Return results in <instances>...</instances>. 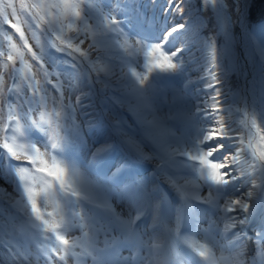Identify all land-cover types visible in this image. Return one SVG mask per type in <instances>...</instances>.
<instances>
[{
  "label": "snow or ice",
  "instance_id": "1",
  "mask_svg": "<svg viewBox=\"0 0 264 264\" xmlns=\"http://www.w3.org/2000/svg\"><path fill=\"white\" fill-rule=\"evenodd\" d=\"M209 2L215 6L217 0H205V3ZM90 8L100 11L99 6L90 0H18V5L17 0H0V36L4 41L0 43V57L4 58L5 69L11 65V73L14 76L13 83L5 91V76L0 74V160L7 161V168L14 172L19 180L27 200L25 210L30 209L40 226L54 234L63 247L64 255L60 256V260L64 261V264H67V257L73 247L65 234L73 226L87 228L94 234L84 253L92 256L93 264H145V261L147 264H156V256L161 248L156 228L161 223H165V231L171 237L178 236L184 223H190L199 231L204 220L209 223L207 231H211L213 226L219 229L221 223L224 225L223 232L218 234L222 238L228 234L227 240L231 245L232 254L227 264H264V225H261L260 231L256 233V254L251 261L245 259L242 242V226L256 215L258 207L264 206V152L257 156L253 151L252 158L249 159L243 138L233 135V127L226 121L216 119L219 112L217 97L221 93L220 89L215 87L219 81L214 71L217 67L214 43L209 45L211 69L208 76L212 82H206L209 92L206 93L203 103L196 106L197 116H204L210 125L206 130L201 129L191 141L184 142L183 147L177 146L169 150L158 142L152 143L153 129L159 118L149 94L151 82L146 85L148 76L140 75L139 86L132 85L125 95L128 97L129 110L135 113L137 123L144 130V139L139 140L129 134L123 121L117 119L111 125L115 139L106 138L95 144L91 153L94 164H104L119 153L120 163L112 171V179L118 181L116 187L119 191L116 194L126 202V211H116L107 195L103 199L95 196L91 182L85 179L67 155L68 141L60 135L61 125L57 122L54 127L52 114L46 117L45 112L40 110V105L33 107L34 98L42 91V87L36 80L34 65L26 59V55L35 62V67L44 69L45 77L51 75L45 67L49 61L70 65L73 70L84 64L96 46L92 43L87 49L81 47L89 36L86 21L89 19L87 9ZM119 8L118 4L116 9L104 16V20L110 23L113 29H119L121 35H129L135 44L140 45V50L145 51L146 71L152 73L158 70L152 81L160 78V72L177 71L182 64L181 57L187 41L179 47L170 46L171 41L172 38L179 37L181 30L187 31L189 25L170 23L160 27L155 35L137 39L140 34L133 36L125 33L123 25L127 21L117 20L112 14ZM169 14L178 15L180 20L187 17L183 4L177 3L176 0H164L161 5V17ZM226 19L221 20L222 28ZM154 20L155 18H152L149 23ZM2 25H7L15 31L4 30ZM22 25H27V30L31 31L39 51L33 50V46L29 44V38ZM79 25H84L83 36ZM37 29L41 35L47 37L48 46L54 49L55 53L62 54L59 59L46 51ZM66 29L73 34H67ZM16 34L19 43L14 39ZM150 53L158 55L149 59ZM17 61L21 65L20 68L16 67ZM17 74L19 79H15ZM61 75L64 73H57V83L53 85L58 91L63 87L60 82ZM65 78L67 88L72 89L75 86V77L69 72ZM98 82H102L99 77L87 81L90 88ZM28 91L33 99H28ZM43 99L44 97H41V100ZM209 99L213 101L211 111L208 106ZM116 102L124 107L119 100ZM61 104L65 120L71 118L78 108L85 107L80 97L73 103L71 93L67 102H64L62 91ZM141 106L142 110L136 111ZM37 111L38 118L35 115ZM54 115L59 119L61 112L57 111ZM73 127L76 129L77 140L82 143L80 126L74 123ZM150 143L151 150L146 152L145 148H148ZM247 147L251 148V141ZM177 157L186 160H178ZM147 160H158L153 175H165L169 186L180 199L179 206L169 202L166 192L160 193L159 185L149 191L145 180H120L124 171L129 170L135 163ZM12 161L20 163L13 164ZM24 162L31 167L26 166ZM181 168H190L191 177L180 175ZM202 185L206 186V194L201 193ZM102 188L106 193L114 190L107 186ZM242 189L247 190L241 191ZM58 198L63 199L68 208L75 209L82 204L84 211H73L68 217L61 211L57 219L53 212L46 211V208L41 209V202L46 206L50 200ZM197 202L207 205L211 216L201 214L203 210L194 206ZM55 206L60 209L59 203ZM142 218L145 221L151 219L152 224L138 223ZM173 218L175 226L170 228L167 225ZM237 229L239 230L229 234V230ZM101 236L103 240L100 239ZM233 239L236 243H233ZM220 244L221 241L210 236L207 243L196 247L198 258H180L181 264H218L214 249ZM6 247L9 249L8 254L12 255L11 246ZM146 248L147 257L142 254ZM52 250L59 249L53 247ZM123 252L128 254L122 255ZM71 254L77 255L75 252ZM224 261L225 258L221 256L219 264H224ZM0 264H3V261H0Z\"/></svg>",
  "mask_w": 264,
  "mask_h": 264
},
{
  "label": "rangeland",
  "instance_id": "2",
  "mask_svg": "<svg viewBox=\"0 0 264 264\" xmlns=\"http://www.w3.org/2000/svg\"><path fill=\"white\" fill-rule=\"evenodd\" d=\"M218 1V0H217ZM229 1V4L227 5V14L224 16V18H227L226 19V22L229 26H234L235 25V18L237 16V3L235 0H228ZM176 2H180L182 3L183 0H176ZM194 4L196 5V8L197 9H200L199 8V4H200V0H196L194 2ZM205 8L203 7L202 9V12L198 11V10H191L190 9V17H195V25H196V28H204L206 27L207 23L204 21V14L206 15H209L212 13L211 15V19H212V22H213V25L209 27V29L207 31H205L203 34H202V39L205 41V42H218L219 40V33L217 31V29L215 28L214 26V22L218 20V12H213V8L209 7V6H206L204 5ZM224 8V7H223ZM99 9L104 16L106 15V11H105V8L104 6H99ZM264 13V0H253V3H252V12H251V17L253 15H259V14H263ZM215 22V23H216ZM250 19L248 20V26L250 28ZM81 31H82V25H79ZM67 34L69 35H72L73 33L66 30ZM211 38V39H209ZM260 38H261V42L258 43V46L260 48H258V54H256L257 56L255 57V60L257 63L261 62V64L259 65V69L261 68L262 65H264V60H262V57H264V33L263 32H260ZM107 51L108 52H112V48H107ZM221 55V54H220ZM253 66H252V71H253ZM13 83V80L10 79V85ZM236 92H237V96H238V99L240 101L243 100V83H236ZM90 95V98L92 100L95 99V92L94 91H91L89 93ZM233 99V97H232ZM84 231H87L86 228L82 229L80 228L78 225L76 226V228L74 229V231L71 233V236H70V239L73 241L74 239V235L78 232V234H81L83 233Z\"/></svg>",
  "mask_w": 264,
  "mask_h": 264
},
{
  "label": "water",
  "instance_id": "3",
  "mask_svg": "<svg viewBox=\"0 0 264 264\" xmlns=\"http://www.w3.org/2000/svg\"><path fill=\"white\" fill-rule=\"evenodd\" d=\"M236 2L238 3V22H239V26H240V35L242 33H249L247 20H246V14H247V8H248L249 0H236ZM244 42H245V44L240 43V45H241V50L244 54V64L246 67L247 75L249 77L247 78L248 81L244 85L243 91H244L245 99L249 100L250 96L252 94V89H253V83L250 80L253 71H252V65H251L249 58H248V55L250 53L249 40L244 38Z\"/></svg>",
  "mask_w": 264,
  "mask_h": 264
},
{
  "label": "clouds",
  "instance_id": "4",
  "mask_svg": "<svg viewBox=\"0 0 264 264\" xmlns=\"http://www.w3.org/2000/svg\"><path fill=\"white\" fill-rule=\"evenodd\" d=\"M22 27L25 28L26 33L31 34V31H28V30H27V25H25V26L22 25ZM2 28H3V29H4V28H7V30H12V31H13V29H9L7 25H2ZM248 29H249V31H250L249 26H248ZM260 42H261V38H259L258 43H260ZM258 48H260L258 45H257L256 47L251 48V49H252V53H251V55H250L248 58H249V61H250V63H251L252 66H253V64L256 62L255 57L257 56L256 54H258V50H259ZM240 50H241V48H240L239 46H236V45H235V47L230 48V56H231V57H232V56H235V55L239 56V55H238V52H239ZM253 53H254V54H253ZM252 54H253V55H252ZM232 63H233V65H232V67H231L230 69H228V68H223L221 71H222V72H227V71H229V70H233V71L237 72L236 74H239V75H241V76H245V77H247V78L249 77V76L247 75L246 67H245V64H244V58H238L237 60L232 61ZM259 64H261V62H259ZM262 66L264 67V65H262ZM258 71H260V70H258ZM261 77L264 78V74L261 75ZM240 80H241V79H236L235 81H231L229 78H226V82H227V84L238 83ZM224 94H225V93H224ZM251 135H253V134L250 133V132H246V133H245V136H246V137H247V136H251Z\"/></svg>",
  "mask_w": 264,
  "mask_h": 264
},
{
  "label": "bare ground",
  "instance_id": "5",
  "mask_svg": "<svg viewBox=\"0 0 264 264\" xmlns=\"http://www.w3.org/2000/svg\"><path fill=\"white\" fill-rule=\"evenodd\" d=\"M75 210H76V211H79V208L76 207ZM75 228H76V226H73V227L71 228V233L74 231ZM86 230L89 231L87 228H86ZM186 231H187V227L184 226V227H183V231H182V233H183V232H186ZM182 233H181V234H182ZM181 234H180V235H181ZM102 237H103V236H101L100 238H102ZM68 239H69L70 245H73V247L71 248V251H72V252H75V253L77 254V255H73V258H74V260H77V259H79V255H81V254L75 250V248H74L75 245L73 244V241L70 239V237H69ZM165 254H168V253H165Z\"/></svg>",
  "mask_w": 264,
  "mask_h": 264
},
{
  "label": "trees",
  "instance_id": "6",
  "mask_svg": "<svg viewBox=\"0 0 264 264\" xmlns=\"http://www.w3.org/2000/svg\"><path fill=\"white\" fill-rule=\"evenodd\" d=\"M263 74H264V68L257 73V78L260 79V76ZM263 103H264V101H263Z\"/></svg>",
  "mask_w": 264,
  "mask_h": 264
}]
</instances>
